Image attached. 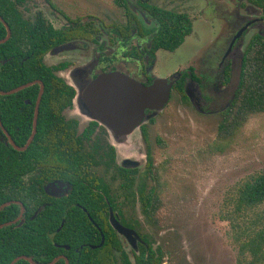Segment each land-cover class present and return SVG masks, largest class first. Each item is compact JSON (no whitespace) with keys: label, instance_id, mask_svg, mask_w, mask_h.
Returning a JSON list of instances; mask_svg holds the SVG:
<instances>
[{"label":"flooded vegetation","instance_id":"af4514ba","mask_svg":"<svg viewBox=\"0 0 264 264\" xmlns=\"http://www.w3.org/2000/svg\"><path fill=\"white\" fill-rule=\"evenodd\" d=\"M154 1L121 0L117 2V0H114V4L121 11L122 16L109 20L100 17L98 10L93 12L89 11L88 7L83 10L80 7L73 8L71 5L61 3L60 0H0V41L9 35L6 41L0 42V65L4 70V84L7 87L3 91H9L22 84L35 81L33 84L26 86L33 85L26 92L31 97L23 98L21 94H18L26 87L14 93L0 94L14 95L10 99H3L2 105L4 106V112L15 111L17 117H20L14 118L15 121L6 119V125L0 117L2 123L0 125L1 141L12 149L23 152L30 146L38 131L40 107L44 106L41 103L42 96L38 104L36 131L33 139L27 145L34 127L39 92L42 85L44 92L46 84L43 79L37 77L31 81L11 86L12 79H9L8 74L10 70L20 73L24 63L30 56H33L36 61L46 68L44 73L47 76L52 75L60 79L67 89L73 92L69 102L64 103L63 100L59 99L61 100L59 105L52 106L51 111L58 112V117L54 114L48 116L51 120L48 123V130L47 132L41 131L40 134H46L49 139V146L51 144L56 145L69 153L73 149L89 159V161L85 160L80 164L79 171L74 173L63 163L44 162L39 158L30 163L21 162L17 164L18 170L16 173L18 177L9 187L10 191L12 190L11 195L13 197L0 202V216L4 217L0 220V229H3L4 242L7 241L13 247L12 250L17 251L15 234L40 230L38 225L42 215H54L61 219L59 224L44 225V232L57 226L54 229L55 232L65 228V231H73L81 234V236L76 239L77 242H74L73 252L78 257L72 253V261L65 253H59L52 259L39 256L35 258L34 255H38V250L33 249L32 255L20 252L7 264H10L17 257L19 258L14 264H58L60 261L66 264V260L68 264H71V262L79 264L81 261L79 256L83 252H87L88 249L101 248L104 242L106 247L111 245L116 259L115 264H122L120 260L122 252L134 264L135 255L141 253L142 245L148 247L144 236L152 244L149 234L135 229L138 239L135 241L136 247L133 248L128 239L129 237L117 232L110 222L109 217L112 210L124 226L131 229L135 228V222L128 220L126 217V214L132 216L133 212L126 209L130 206L125 205L127 200L124 201L123 194L119 192L117 168L114 167L113 170H109L104 165L103 156L105 151L110 149L113 151L114 162L119 167L124 169L135 168H128L123 165L126 157H122L120 163H118L116 156L118 151L114 149L116 142L111 139L113 136L111 130L101 120L92 118L89 114L87 115L80 99V90L101 73L121 72L146 85L153 82L156 77L153 69L157 66L160 54L162 57L163 51L172 52L162 47L154 48L153 39L159 21L152 9L158 7L172 10ZM229 1L235 3L234 8L230 9L227 6L229 9L224 8L222 16L217 17L222 25L217 36V39H219L218 44H213L216 46L210 48L207 55L197 57L198 59L196 58L194 61H201L202 67L197 70L193 62L188 67L174 72L180 75L176 82L181 79L183 81V94H185V84L188 81H193L200 87L202 102L205 105V114L217 113L220 120L236 97L243 59L249 43L255 35L264 37V7L251 0ZM210 3L212 2L208 4ZM212 4L213 10L216 12L217 7L214 2ZM4 13L8 19L4 18ZM15 27L16 30L19 29L16 35L19 42L16 43L15 49L9 50L12 47L8 48L6 44L3 46L1 44L11 39ZM252 30H255V32L250 34ZM249 34L245 47L242 53L239 54V60L235 64L236 59L232 60V55L239 50ZM28 40H33V42L29 44L27 43ZM237 65L238 81L236 88L224 107L219 110L213 109L215 99L211 93H225ZM174 73L166 77L170 78ZM14 80H18V76ZM59 100L57 101L59 102ZM152 112L149 109L145 111L147 115ZM154 121L155 119L151 117L144 118L132 133L138 130L134 136L139 134L146 140L148 135L147 125ZM46 122L44 121L42 124L45 125ZM9 139L18 147L27 146L23 150L17 149ZM89 153L94 157L89 156ZM105 182L109 191H111L114 205L103 195V183ZM146 182L147 191L150 189V179ZM77 188L80 190L79 193L90 189L92 191L91 195L96 199L95 206L91 207L93 213L98 214L102 211L108 216L113 231L106 229L107 237H105L103 229L93 220L87 207L72 198V194H78ZM133 188L135 187L133 186ZM103 199L107 203L106 210H103ZM133 203H136L139 213L143 216L139 194H137V200ZM7 207L8 209H6ZM71 217L75 218L72 223L70 222ZM136 223H139V221H136ZM55 245L67 251L72 250L67 243H55ZM118 245L120 249L117 250L116 246ZM100 263L102 264V262Z\"/></svg>","mask_w":264,"mask_h":264},{"label":"rangeland","instance_id":"374dc122","mask_svg":"<svg viewBox=\"0 0 264 264\" xmlns=\"http://www.w3.org/2000/svg\"><path fill=\"white\" fill-rule=\"evenodd\" d=\"M60 2L82 10L86 7L89 11L98 10L100 17L109 20L122 16L114 0ZM154 2L189 13L193 23L192 32L176 50L163 51L162 57L160 54L153 69L156 77H166L188 67L197 57L207 55L216 46L213 44L219 42L217 36L222 25L217 17L222 16L224 8L235 6L229 0ZM209 2H214L216 12ZM250 34L233 53L235 64ZM193 64L197 70L202 67L201 61ZM237 81L238 65L225 93H211L215 99L213 109L226 105ZM185 87L191 96L189 101L173 90L165 108L152 117L155 121L146 124V140L139 134L134 136L137 130L129 134V141L113 146L118 151V163L127 156L139 162L138 173L144 172L150 154L156 172L159 206L153 222L144 223L136 203L125 201L130 206L126 209L133 212L132 216L126 214L128 220L139 221L134 229L130 228L133 232L128 239L135 248L136 230L149 234L153 247L162 249L164 264H238L241 243L264 227V203L241 208L237 191L245 180L264 171V111L249 115L229 134L219 130L221 120L217 113L205 114L200 87L193 81H188ZM116 218L119 220L117 215ZM261 261L258 264H264Z\"/></svg>","mask_w":264,"mask_h":264},{"label":"trees","instance_id":"16d2710c","mask_svg":"<svg viewBox=\"0 0 264 264\" xmlns=\"http://www.w3.org/2000/svg\"><path fill=\"white\" fill-rule=\"evenodd\" d=\"M121 0H117L120 2ZM252 2L258 3L264 7V0H251ZM124 2V1H123ZM156 15L159 23L157 26V32L153 39L154 48H164L167 50L174 51L177 49L185 40L186 36L192 32V21L190 16L186 12H177L169 9H163L155 7L152 9ZM4 18L8 19L4 13ZM19 29L13 32L11 39L1 44L7 45L8 48L12 47L13 50L16 48V43L19 42L16 35ZM33 40H28L27 43L31 44ZM46 68L30 56L29 59L24 63L22 71L20 73L15 72V70H10L8 72L12 81L11 86L17 83H25L26 81H31L34 78L40 77L46 84L45 90L42 95V104L44 106L40 107V112L38 116V131L26 151L20 152L12 149L10 146L6 145L0 139V202L3 200H8L12 198V190L10 191V184L16 181L17 164L21 162H32L39 158L41 161H55L60 162L67 167H69L73 173L79 171L80 164L85 160L79 151H74L71 149L70 153L57 147L56 145L49 144V139L41 133V131L47 132L48 123L51 121L48 116L53 114L58 117V112L51 111L52 106L59 105L61 100L64 103L70 101L73 96V92L67 89L65 84L52 75H46ZM4 70L2 65H0V89L4 90L7 87L4 84ZM18 76V80H14ZM26 87L22 89L18 94H21L23 98L31 97L26 94L28 89L32 88ZM173 90H177L182 94V99L188 101L187 95L183 94V81L175 82L173 85ZM14 95H0V117L2 122L6 125V119L10 121H15L14 118L17 117L15 111L4 112V106L2 105V100L5 98L10 99ZM33 99V97H32ZM61 99V100H59ZM59 100V102L57 101ZM53 101V103H51ZM11 104V101H10ZM14 107V106H13ZM264 111V37L260 35H255L251 42L249 43L242 65V71L240 76L239 87L236 93V97L231 103V107L224 112V117L219 123V130H223L226 133L232 134L238 127H240L249 117V115L257 112ZM31 116V115H30ZM47 121L45 125L42 123ZM56 121V120H55ZM29 131V128H28ZM27 131V132H28ZM59 140L58 138H56ZM44 141V142H43ZM40 142V143H39ZM91 153H89V156ZM92 156V155H91ZM94 157V156H92ZM104 165L106 169L113 170L114 167L117 168V178L119 185V192L123 194L124 201L135 202L137 200V194H139V200L141 202V212L143 214L145 222H153L154 214L159 206V198L157 193V186L154 183L156 180V172L153 167V161L150 154L147 156V167L143 173H138L137 168L135 169H124L119 167L114 162L113 151L106 150L103 156ZM74 177V174H73ZM116 177V175H115ZM88 179V178H87ZM150 179V189L146 191V181ZM89 181V180H88ZM90 182V181H89ZM133 186L135 188H133ZM5 188V189H3ZM103 195L107 199L115 204L112 199L111 191H109L107 183H103ZM135 189V190H134ZM238 206L241 208H252L264 203V171L252 175L249 179L245 180L238 188ZM77 188V195L72 194L74 201L81 202L87 207V210L91 213L92 218L98 225L103 229L104 235L106 236V229L113 231L112 227L108 221V216L102 213L94 214L91 209L95 206V198L92 191L88 189L82 193ZM103 210L107 209V203L103 199ZM109 202V203H110ZM8 209V207L6 208ZM8 217V216H7ZM4 217L0 216V220ZM74 217H71L70 222L74 221ZM69 220V218H68ZM61 221L60 218L54 215H42L40 217L39 228L40 230L36 232H19L16 233V247L17 251L12 250V246L6 241L4 242L2 233L3 229H0V264H7L16 254L25 253L32 255V250H38V255H34L36 258L45 257L46 259H52L59 253H65V255L72 261V253L78 257V255L73 252L74 242L81 236L79 233L73 231H65V228L59 232H55L57 226L52 227L49 231L44 232V225L50 226L54 223ZM135 224L136 221H135ZM36 227V224L34 225ZM53 230V231H51ZM146 242L148 243V249L142 245L141 253L135 255L134 264H164V254L161 248H154L153 245L148 241L147 237L144 236ZM14 243V242H13ZM55 243H67L71 246L72 250L67 251L64 248L58 247ZM117 250L120 249L119 245L116 246ZM112 247L109 245L106 247V243L97 249H88L87 252H83L79 258L81 261L79 264H115L114 253L112 252ZM248 255L249 258H248ZM121 263L122 264H133L129 257L122 252ZM264 258V227L254 234L248 235L247 240L241 243L239 247V257L238 264H258ZM264 260V259H263ZM262 260V261H263ZM261 261V262H262ZM58 264H63L60 261ZM71 264H76L71 262Z\"/></svg>","mask_w":264,"mask_h":264},{"label":"water","instance_id":"95a60500","mask_svg":"<svg viewBox=\"0 0 264 264\" xmlns=\"http://www.w3.org/2000/svg\"><path fill=\"white\" fill-rule=\"evenodd\" d=\"M8 36L0 42L6 41ZM179 76V74L174 73L170 77L171 80L167 77H156L151 84L146 85L121 72L101 73L80 90V99L87 115L89 114L92 118L101 120L114 134L113 141L122 143L129 141V134L141 124L144 118H152L156 113L165 108L170 100L173 85ZM34 82L22 84L9 91L0 89V94L14 93ZM184 90L187 96L191 98L187 92L188 89L185 87ZM42 92L43 85L41 86L37 99L34 127L27 141V145L33 139L36 131L38 104ZM147 109L153 112L147 115L145 113ZM0 125H2L1 120ZM11 142L17 149L21 150L27 146L25 145L21 148L16 146L12 140ZM123 165L128 168H137L139 162L127 156ZM109 219L117 232L130 237V232H133V230L121 224L112 210ZM136 236L138 238V235ZM18 258H15L10 264H14ZM66 264H68L67 260Z\"/></svg>","mask_w":264,"mask_h":264}]
</instances>
